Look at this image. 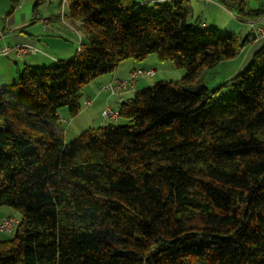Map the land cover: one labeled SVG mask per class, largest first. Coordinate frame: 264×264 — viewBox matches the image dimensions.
Instances as JSON below:
<instances>
[{
  "label": "trees",
  "instance_id": "16d2710c",
  "mask_svg": "<svg viewBox=\"0 0 264 264\" xmlns=\"http://www.w3.org/2000/svg\"><path fill=\"white\" fill-rule=\"evenodd\" d=\"M65 1L85 38L74 54L0 82V205L19 219L0 264H264V41L211 90L202 73L249 32L194 28L178 0ZM234 1L241 18L264 16V1ZM150 53L181 79L134 89L123 123L66 142L59 110L74 117L85 86Z\"/></svg>",
  "mask_w": 264,
  "mask_h": 264
},
{
  "label": "rangeland",
  "instance_id": "374dc122",
  "mask_svg": "<svg viewBox=\"0 0 264 264\" xmlns=\"http://www.w3.org/2000/svg\"><path fill=\"white\" fill-rule=\"evenodd\" d=\"M67 1L65 0H43L36 7L35 16L32 13L31 17H39V21H33L30 19V24L33 25L31 34L35 36L44 37L43 40L55 44L58 39H67L68 46L72 47L73 53L80 45V41L84 40L82 32H77L71 27L67 26L61 18L62 11L66 9ZM34 0H0V24L3 23V19L6 15L10 14L13 5L18 8L32 9ZM184 6L187 8L189 22L194 28L206 27L214 28L219 31H228L239 34L244 37L250 30V24L247 22L248 19L240 17V14L233 6L235 5L234 0H226V3L220 0H184ZM258 1L249 0V7H256ZM9 11V13H8ZM33 11V10H32ZM43 19H47V24L44 23ZM44 42V41H43ZM250 43H248L249 45ZM70 47V48H71ZM55 50V49H54ZM54 54L56 52L53 51ZM58 54V53H57ZM158 60L155 53H150L141 60L126 59L119 63L120 73L128 69L129 66L134 65L135 67H149L155 68L157 71L153 76L144 77L136 82L135 89H142L154 86L162 80L176 82L179 81L183 75V70L176 68L170 62H161ZM239 64L238 59L223 60L216 65L206 68L202 73V81L209 87V89H215L219 84L225 82L232 74L237 70ZM166 65V66H165ZM168 66V67H167ZM123 73V74H124ZM102 76V75H101ZM101 76H98L99 79ZM15 79V77H14ZM98 80H93L92 84L85 86L80 95L79 104L80 111L74 117H70L68 111L65 108L59 110L60 117L64 119L62 122L63 133L62 137L66 142L75 139L80 132L87 128H97L100 124L107 122L102 119L98 111L90 112L83 104L84 97L93 87L94 83ZM12 83V82H11ZM97 85V84H96ZM98 87V85H97ZM109 94V104L115 105L118 101V95L111 93L109 90L105 91ZM132 93V91H129ZM127 93V92H126ZM231 92L225 88L221 89L218 93V97L229 96ZM113 107V106H112ZM122 118L114 120L115 124L123 123ZM14 214L13 209L0 205V218ZM13 236V231L2 232L0 231V240H9Z\"/></svg>",
  "mask_w": 264,
  "mask_h": 264
},
{
  "label": "crops",
  "instance_id": "0c3cea01",
  "mask_svg": "<svg viewBox=\"0 0 264 264\" xmlns=\"http://www.w3.org/2000/svg\"><path fill=\"white\" fill-rule=\"evenodd\" d=\"M137 2L145 3L148 5H152L157 2H166L172 3L174 0H136ZM183 8L187 10L184 6V0H178ZM26 8V7H25ZM25 8H18L16 5H13L10 14L6 15L3 19V23L0 24V82L3 84L11 83L14 80L16 75V71L23 68L25 65H49L55 62L58 59H65L70 57L73 53L72 47L68 46V40L66 39H58L55 44L47 42L43 40L42 36H35L31 34L33 25L30 24V19L33 21H39V17L32 18L31 15L33 13L32 9L24 10ZM10 11V10H9ZM67 25V24H66ZM70 27V25H67ZM72 28V27H71ZM73 29V28H72ZM249 32V31H248ZM234 33V32H233ZM247 34V33H246ZM44 41V42H43ZM248 43H250L248 45ZM243 46L238 52V54L232 59H238L239 64L237 66V70L234 74L239 72L253 57L254 53L261 46V41L259 39L250 41ZM30 45L34 46L38 51L35 54H25L21 57L14 56L12 53L3 54L2 50L7 47H13L16 45ZM55 49V50H54ZM78 49V48H77ZM76 49V50H77ZM56 52V54L53 53ZM58 53V54H57ZM163 63L160 62V66ZM166 66V65H165ZM168 67V66H167ZM133 68H136L134 65L129 66L128 69H125V73H120L119 65L117 68L111 72L103 74L98 80L95 82L93 87L87 93L86 97H84V101L86 99L91 100V104L86 107L90 112L98 111L100 114L101 109L105 105L109 104V94L105 91L101 90V85L107 84L112 78L120 77L124 78L128 75L129 71ZM152 69L157 71L155 68ZM232 74L230 77H232ZM229 77V78H230ZM93 82V81H92ZM90 82L89 84H92ZM88 84V85H89ZM98 87H97V85ZM87 85V86H88ZM132 93L127 92L123 95V98L130 96ZM118 101L113 107H117ZM85 106V105H84ZM103 124V123H102Z\"/></svg>",
  "mask_w": 264,
  "mask_h": 264
},
{
  "label": "built area",
  "instance_id": "2783aa9c",
  "mask_svg": "<svg viewBox=\"0 0 264 264\" xmlns=\"http://www.w3.org/2000/svg\"><path fill=\"white\" fill-rule=\"evenodd\" d=\"M207 1V0H206ZM261 1V0H256ZM264 1V0H262ZM44 23L47 24V19H43ZM247 22L250 24V30L248 33V40L253 41L259 39L261 42L264 41V16L258 19H248ZM38 51L34 46L30 45H16L13 47L7 46L2 50L3 54L12 53L14 56L21 57L25 54H35ZM155 70L152 68L136 67L129 71L126 78H113L108 84L102 86V90H109L113 94L118 95V101L123 99V95L126 92L133 91L135 89L136 82L144 77L153 76ZM91 101H85V105H90ZM100 115L104 120H116L118 118V111L116 107L106 105L101 111ZM60 121L64 119L60 117ZM19 222L16 217H3L0 219V231L11 232L12 228Z\"/></svg>",
  "mask_w": 264,
  "mask_h": 264
}]
</instances>
